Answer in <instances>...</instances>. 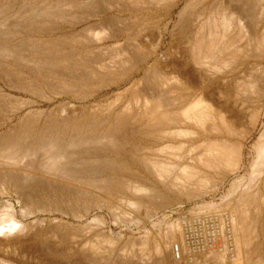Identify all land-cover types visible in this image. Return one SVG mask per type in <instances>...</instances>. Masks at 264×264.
Returning a JSON list of instances; mask_svg holds the SVG:
<instances>
[{"label":"bare ground","instance_id":"1","mask_svg":"<svg viewBox=\"0 0 264 264\" xmlns=\"http://www.w3.org/2000/svg\"><path fill=\"white\" fill-rule=\"evenodd\" d=\"M111 1L129 13L158 16L111 21L108 32L91 38L102 45L98 52L44 64L50 69L61 66L73 74L83 72L74 84L60 83L65 92L82 97L91 82L95 90L119 88L143 70L142 77L116 93L110 103L63 117L57 123L58 135L48 140L47 136L44 140L39 137L40 146L32 154L23 152L24 156L45 154V162L54 165L58 173L61 194L78 199L86 194L83 185L93 182L109 197L126 190L135 197L151 198L148 202L168 194L188 201L205 199L217 195L229 182L220 205L203 203L195 212L206 215L222 205L230 217L217 211L218 218L199 221L200 225L186 221L183 231L173 223L153 243L142 241L140 257L134 256L141 264H150L151 256L157 259L155 264H179L187 252L188 264H195L198 254L208 256L210 252V264H264V20L255 16L248 19L240 6L235 8L227 0H216L212 5L207 4L209 0H190L176 20L173 10L183 0ZM46 9L40 11L44 17L54 15ZM1 50L4 56L10 55ZM62 50L63 45L55 43L49 47L52 53ZM33 131L28 125L19 134L8 136L0 146V159L11 162L21 156L22 140ZM91 150L127 154L144 168L149 176L143 178L147 184H120L130 166L118 156L89 159ZM145 150L149 154L140 156ZM83 152L88 158L86 169H82ZM248 158L251 163L247 166ZM75 183L77 186L71 187ZM140 204L137 200L132 206L139 209ZM26 232V226L13 218L7 226L1 225V252L11 246L21 249ZM178 241L180 246L175 244ZM230 243L236 251L233 254L228 251ZM170 250L174 256L171 263L166 256ZM90 261L66 264H93Z\"/></svg>","mask_w":264,"mask_h":264},{"label":"rangeland","instance_id":"2","mask_svg":"<svg viewBox=\"0 0 264 264\" xmlns=\"http://www.w3.org/2000/svg\"><path fill=\"white\" fill-rule=\"evenodd\" d=\"M188 1L190 0H183L173 10V20L177 19L179 12ZM227 1H230L235 8L240 6L239 9L248 19L256 17L255 19L264 20L263 0L261 2H258L259 0ZM215 2L216 0H209L207 4L212 5ZM45 9L54 15L44 17L42 13ZM34 13H39V16L34 17ZM157 16L158 14L149 12L129 13L119 9V6L114 5L111 0H0V146L2 147L11 134H19L24 126L31 125L35 130L28 134L26 139L23 138L26 141L22 140L19 151L23 155L20 153L21 156L11 162L5 161L4 158L0 159V227L7 226L13 218L27 228L26 241L20 246L21 249L11 246L3 249V252L0 250V264H66L73 261H87V259L93 261V264H135L136 262L141 264L138 257L143 246L142 241L148 240L153 243L166 234L171 224H176L183 231V224L186 221L200 225L199 221L202 223L207 219L218 218L220 214H223V217L229 215L230 212L223 209L222 205L206 215H197L195 212L196 206L203 203L220 205L222 197L230 188L229 182L217 195L205 199L188 201L168 194L169 196L152 199L151 202L147 201L149 198L135 197L126 190L118 196L109 197L98 183L93 182L83 185L88 194L81 196L84 199H78L73 194L69 196L61 194L58 173L54 170V165L45 162L47 161L45 154L27 156L40 146L37 144L45 139L43 137L47 136L46 140H48L58 135L60 129L58 125L63 117L81 113L82 109L83 113L97 104L110 103L116 93L128 88L144 73L143 70L140 71L119 88L107 86L95 90L93 88L96 85L91 82L87 94L82 97L78 96L79 94L65 92L64 85L70 82L74 84L75 78L82 77L83 72L73 74L74 72L69 70L66 72L61 66L50 69L44 64L45 61L49 63L61 59L75 60L88 51L98 52V46L102 45L92 42L91 38L97 33L102 35L108 32V24L111 21L112 23L129 19L143 21ZM52 43L63 45L62 51L66 53L49 51ZM47 44L49 47L46 46ZM2 48L8 50L6 52L10 55L4 56ZM24 58L25 60L28 58V61L25 62ZM52 72H56V75L51 76ZM2 94L5 97H2ZM96 116L99 114H95L94 117ZM258 135L259 133L255 135V139ZM96 151L91 150L87 155L88 158L118 156L123 164L131 167H129L130 173L127 171L122 175L123 181L120 184L124 181L123 185L127 182L147 184L143 178L149 176L138 161L131 159L125 153L118 155L111 150ZM151 151L154 152L155 149ZM23 152L27 155L24 156ZM144 152L141 151L140 156L145 157L149 154L146 150ZM82 154V169H86L88 165L85 162L88 158L85 156L86 153ZM250 163L251 160L248 158L247 166ZM76 186L77 183L71 184V187ZM65 196L67 199L64 198ZM137 200L143 203L140 204L139 209L132 206ZM144 204L146 207H143ZM219 243L220 241H217V244ZM175 244L180 246L179 241ZM228 251L233 254L231 243ZM134 254L139 256L135 257ZM166 256L170 263L173 262L174 256L171 250ZM188 258L190 257L186 252L179 264H188ZM210 258V252L208 256L198 254L194 263L210 264ZM150 259V264H155L157 261L154 256Z\"/></svg>","mask_w":264,"mask_h":264}]
</instances>
